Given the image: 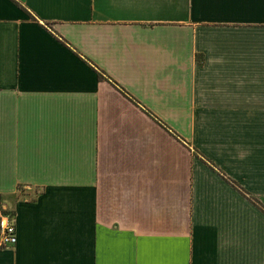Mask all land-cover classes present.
Here are the masks:
<instances>
[{
	"label": "crops",
	"instance_id": "obj_1",
	"mask_svg": "<svg viewBox=\"0 0 264 264\" xmlns=\"http://www.w3.org/2000/svg\"><path fill=\"white\" fill-rule=\"evenodd\" d=\"M0 264H264V0H0Z\"/></svg>",
	"mask_w": 264,
	"mask_h": 264
},
{
	"label": "built area",
	"instance_id": "obj_2",
	"mask_svg": "<svg viewBox=\"0 0 264 264\" xmlns=\"http://www.w3.org/2000/svg\"><path fill=\"white\" fill-rule=\"evenodd\" d=\"M18 241L16 223L13 221L1 222V245H15Z\"/></svg>",
	"mask_w": 264,
	"mask_h": 264
}]
</instances>
